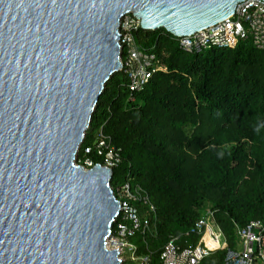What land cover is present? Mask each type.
<instances>
[{"label": "water", "instance_id": "1", "mask_svg": "<svg viewBox=\"0 0 264 264\" xmlns=\"http://www.w3.org/2000/svg\"><path fill=\"white\" fill-rule=\"evenodd\" d=\"M244 0H0V264H122L114 170L76 164L121 19L191 35Z\"/></svg>", "mask_w": 264, "mask_h": 264}, {"label": "trees", "instance_id": "2", "mask_svg": "<svg viewBox=\"0 0 264 264\" xmlns=\"http://www.w3.org/2000/svg\"><path fill=\"white\" fill-rule=\"evenodd\" d=\"M143 48L153 50L166 71L139 92L115 73L98 102L85 146L96 163L93 141L102 132L122 150L112 186L130 180L151 196V231L131 241L138 255L162 264L166 243H198L187 235L209 205L227 246L200 264H227L239 244L236 224L264 218V49L251 43L188 53L166 29L143 30Z\"/></svg>", "mask_w": 264, "mask_h": 264}, {"label": "built area", "instance_id": "3", "mask_svg": "<svg viewBox=\"0 0 264 264\" xmlns=\"http://www.w3.org/2000/svg\"><path fill=\"white\" fill-rule=\"evenodd\" d=\"M142 29L141 20L134 13H127L121 19V71L128 79L131 92L143 90L157 72L166 71L157 53L139 44L137 35ZM174 37L188 53L235 48L239 43H251L257 49L263 50L264 0H244L237 5L235 13L224 20L191 35ZM93 145L97 155L102 156L104 161L96 163L89 156L94 148L85 146L77 165L92 169L101 164L114 170L122 162V150L113 145L111 139L102 132ZM112 188L120 203V214L108 240L109 248L118 250L123 261L124 256L130 253L132 261L151 264L152 256H139L138 245L131 241L137 234L151 231V218L143 217V212L146 211L150 216L156 213L150 194L140 185H133L130 180ZM236 232L239 244L236 250L229 251L227 264H264V218L252 220L245 226L236 224ZM187 235L199 236V242L188 243L187 240L186 244H182L180 236L172 237L162 250V264H200L205 258L227 246V238L216 223L213 210H208Z\"/></svg>", "mask_w": 264, "mask_h": 264}, {"label": "rangeland", "instance_id": "4", "mask_svg": "<svg viewBox=\"0 0 264 264\" xmlns=\"http://www.w3.org/2000/svg\"><path fill=\"white\" fill-rule=\"evenodd\" d=\"M118 73V72H117ZM90 129V128H89ZM88 129V130H89ZM88 130H87V132H88ZM101 133V132H100ZM100 133L99 134H97L96 135V137H95V139H94V141H93V143L99 138V136H100ZM84 145V144H83ZM82 145V146H83ZM82 148V147H81ZM81 152H82V149H80V151H79V155L77 156V159H76V162L79 164V157H81ZM208 210H212V207L211 206H207L206 208H205V212H204V214L206 215V213H207V211ZM204 216V215H203ZM109 240V239H108ZM124 258H125V261H123L124 259H122V264H139V261L137 260V261H132L130 258H131V255H130V253H127V255H125L124 256Z\"/></svg>", "mask_w": 264, "mask_h": 264}, {"label": "bare ground", "instance_id": "5", "mask_svg": "<svg viewBox=\"0 0 264 264\" xmlns=\"http://www.w3.org/2000/svg\"><path fill=\"white\" fill-rule=\"evenodd\" d=\"M207 240H208L209 244H211V240L208 237H207Z\"/></svg>", "mask_w": 264, "mask_h": 264}, {"label": "crops", "instance_id": "6", "mask_svg": "<svg viewBox=\"0 0 264 264\" xmlns=\"http://www.w3.org/2000/svg\"><path fill=\"white\" fill-rule=\"evenodd\" d=\"M167 70V69H166ZM208 212V211H207Z\"/></svg>", "mask_w": 264, "mask_h": 264}]
</instances>
